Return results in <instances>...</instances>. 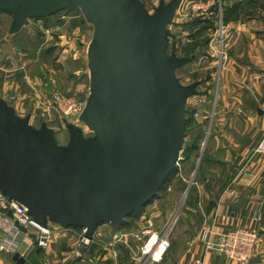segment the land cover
<instances>
[{
	"label": "water",
	"instance_id": "obj_1",
	"mask_svg": "<svg viewBox=\"0 0 264 264\" xmlns=\"http://www.w3.org/2000/svg\"><path fill=\"white\" fill-rule=\"evenodd\" d=\"M81 6L101 31L90 47L91 94L81 119L98 132L92 139L68 124L71 142L35 128L0 99V190L26 206L34 220L85 227L93 239L104 223L124 225L165 186L185 140L186 100L169 56L167 24L174 5L151 14L140 0H0L15 28L30 18ZM16 264H32L19 252Z\"/></svg>",
	"mask_w": 264,
	"mask_h": 264
},
{
	"label": "rangeland",
	"instance_id": "obj_2",
	"mask_svg": "<svg viewBox=\"0 0 264 264\" xmlns=\"http://www.w3.org/2000/svg\"><path fill=\"white\" fill-rule=\"evenodd\" d=\"M140 1L151 14L161 7L174 5L173 20L166 26L168 54L185 60L176 69V77L184 86L196 85L197 92L186 100V136L165 186L138 213L126 217L124 225L104 223L99 226L111 232L108 239L113 236L119 250L113 252L110 243L105 245L101 248L102 259L96 264H114L110 258L124 259L128 264H144L136 237L151 219L153 208L163 212V220L158 225L152 222L151 226L168 229L171 238L175 218L189 194L191 198L197 189L195 186L191 193V180L197 173L210 172V157L203 158V155L211 137L209 128L215 120L223 59L226 53L227 58L235 55L234 47L231 50L227 47L234 44V33L241 31V24L252 17H264V0ZM100 31L99 22L81 6L47 17L30 18L20 28H15L13 14L0 11V99H4L19 117H29L35 128L46 124L53 129L59 145L67 146L71 142L68 124L81 128L86 139L98 135L81 119L83 113L69 116L57 110L54 95L60 93L87 106L93 79L89 47ZM238 42L241 47H247L243 39ZM253 150L246 153L245 162L253 158ZM202 159L206 163L199 171ZM211 166L218 167L217 164ZM167 216H171V220L166 221ZM60 225H54L57 229L54 239L68 227L69 233L75 230L78 234L85 228ZM50 247L51 244L46 248ZM44 256V250H40L38 260ZM54 264L62 262L56 258Z\"/></svg>",
	"mask_w": 264,
	"mask_h": 264
},
{
	"label": "crops",
	"instance_id": "obj_3",
	"mask_svg": "<svg viewBox=\"0 0 264 264\" xmlns=\"http://www.w3.org/2000/svg\"><path fill=\"white\" fill-rule=\"evenodd\" d=\"M239 28L234 44L227 47H234L235 55L227 58L226 53L223 59L215 120L204 148L203 158L209 156L210 164L218 167L210 165V172L197 173L191 180V193L195 186L197 189L191 198L189 194V201L175 218L170 249L154 264H228L219 252L206 250L202 232L208 225H214L215 231L238 226L257 228L261 236L251 264H264V155L245 162L264 134V17H252ZM239 39L247 43L246 48L239 45ZM204 162L202 159L199 171ZM158 209H152L144 228L163 220V212ZM169 220L171 216L166 217ZM102 229L98 227L90 245L81 243V233L74 230L58 234L48 249L36 244L33 228L23 227L12 236L0 230V246L15 247L13 253L0 249V264H16L13 256L17 252L32 264H54L56 258L62 264H96L102 259L101 248L114 241L113 236L108 239L111 232ZM214 239L219 238L214 235ZM40 250L45 256L38 260ZM115 250L119 247L113 245ZM110 259L114 264H128L124 259Z\"/></svg>",
	"mask_w": 264,
	"mask_h": 264
},
{
	"label": "built area",
	"instance_id": "obj_4",
	"mask_svg": "<svg viewBox=\"0 0 264 264\" xmlns=\"http://www.w3.org/2000/svg\"><path fill=\"white\" fill-rule=\"evenodd\" d=\"M54 102L57 110L69 116L82 115L86 108L81 102L60 93L54 95ZM256 155H264V134L253 150V157ZM55 224L51 221L47 226L37 223L26 206L9 198L0 190V230L8 236L20 233L23 227L33 228L37 245L46 248L53 242L54 232L57 230ZM83 229L80 241L90 245L93 239L86 237L87 229ZM63 231L69 232L70 229L68 227ZM214 235L219 239L215 240ZM260 236L259 230L252 226H238L215 231L214 225H208L202 232V241L207 251L219 252L226 258L228 264H251ZM136 240L139 245V253L145 260L144 264L160 262L171 247V239L166 228L145 227L138 232ZM110 245L113 247L115 241ZM0 249L13 253L15 247L3 244Z\"/></svg>",
	"mask_w": 264,
	"mask_h": 264
}]
</instances>
